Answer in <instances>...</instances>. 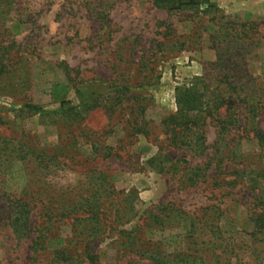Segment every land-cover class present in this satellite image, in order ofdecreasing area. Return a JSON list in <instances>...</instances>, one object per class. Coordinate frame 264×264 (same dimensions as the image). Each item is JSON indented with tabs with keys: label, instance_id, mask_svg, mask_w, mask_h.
<instances>
[{
	"label": "rangeland",
	"instance_id": "374dc122",
	"mask_svg": "<svg viewBox=\"0 0 264 264\" xmlns=\"http://www.w3.org/2000/svg\"><path fill=\"white\" fill-rule=\"evenodd\" d=\"M198 1L199 9L209 12L171 14L154 8L152 0H0V136L20 139L61 163L40 177L31 164L5 162L0 166L1 200L7 195L21 197L30 188L31 222L38 223L43 216L42 194L78 187L89 171L103 172L116 198L132 209V219L107 221L109 232L95 241L97 264H154L116 241L121 231L137 226L142 228L143 243L161 242L162 256L171 262L184 248V224L169 220L163 229L156 228L148 213L167 204L197 216L206 207L216 208L217 237L227 250V264H264V231L252 237L250 221L263 209L255 197L264 193V147L259 151L256 143L240 140L238 148L255 157L249 156L241 166L224 164L221 180L226 183L246 168L233 187L213 189L212 183L179 187L184 169L205 157L197 159L172 148L160 125L175 114L177 93L195 79H201L199 89L206 85L209 94L222 80L220 66L228 70L236 66L231 83L249 91L264 88V0ZM94 10L108 15L100 21ZM248 24L258 28L247 40H214L219 27L242 30ZM213 41L223 55H218ZM115 86H132L116 106ZM209 99L213 100L210 95ZM92 101L96 109L77 119L60 118L62 103L76 107ZM25 104L48 114L30 113ZM257 119L264 130V110ZM139 127L148 133H137ZM204 129L210 147L216 129L212 124ZM99 145L111 149L113 156L105 159ZM211 176L210 171L207 182ZM1 200L0 207L5 205ZM73 229L56 224L53 231L70 239ZM79 254L71 264H89ZM0 264L52 263L48 252L34 255L29 241L16 240L1 221Z\"/></svg>",
	"mask_w": 264,
	"mask_h": 264
},
{
	"label": "trees",
	"instance_id": "16d2710c",
	"mask_svg": "<svg viewBox=\"0 0 264 264\" xmlns=\"http://www.w3.org/2000/svg\"><path fill=\"white\" fill-rule=\"evenodd\" d=\"M152 6L171 14L182 11H194L196 14L209 12L208 9L204 11L199 9L198 0H152ZM93 13L100 21L108 15L106 11L94 10ZM254 28L256 30L258 26L248 24L244 25L242 30L231 27L230 31L225 27H219V35L214 37V40L230 37L234 40H247ZM219 45L213 41L218 55H223L219 53ZM220 68L222 80L214 85L209 94L206 85H203V89H199V84H203L201 79H195L190 87L177 93L175 114L165 117L160 122L166 143L172 148L188 152L197 159L205 157L204 161L184 169L186 173L182 172L178 177L179 187L193 188L204 183H212L213 189L223 186L233 187L237 183V178H242L241 174L246 172V168L240 169L236 173L238 177L226 183L221 180L224 164L232 162L236 166H241L246 164L250 159L249 156L255 157L254 152L245 153L238 148L240 140L256 143L259 151L264 147V130L257 119L264 110V88L249 91L245 85L231 83L233 79L230 75L236 73V66L233 70L221 66ZM65 72L66 78H69L67 70ZM131 87L115 86L116 95L113 98L115 106L125 100ZM209 95L213 98L212 101ZM95 104V101H92V103L84 102L76 107H68L67 104L62 103L58 113L63 120L77 119L82 112L96 109ZM23 107L33 114L41 116L48 114L35 105L25 104ZM239 107L241 112L237 113ZM210 124L216 129V139L209 147L205 144L204 128ZM137 133L146 135L148 131L139 127ZM99 148L101 151L104 150L102 156L105 159L113 156L111 149L103 145H99ZM208 150L211 151L210 154H207ZM15 161L23 166L33 165L40 177L51 173L55 169V163L61 165L56 161L55 156H49L43 150L28 146L20 139L0 136V166L5 162ZM210 171L212 176L207 182V173ZM31 194L29 188L21 197L2 195L5 197L3 198L5 205L0 207V222H5L16 240L29 241L30 250L34 255L38 252H48L52 264H71L75 262L77 252L80 253L78 256L83 257L89 264H97V256L94 253L95 241L109 232L107 221H115L118 217V220L126 223L132 219L130 215L132 209L128 208L124 200L116 198L114 188L106 175L100 171H89L84 183L78 187L71 189L66 187L53 193L50 191L42 194L44 200L40 204L43 207V216L40 222L33 224L31 214L34 206L28 202V199H33L28 197ZM255 199L260 201L263 209L250 219L254 230L252 237L264 231V193H257ZM216 210L212 206L206 207L203 209L204 213L197 216L183 211L178 206L167 204L161 205L160 211L148 212L156 228L163 229L169 220L184 224L185 231L182 238L184 248L172 258L171 262L168 261V264H227V250L223 247L222 240L217 237L220 231L215 225ZM121 214L122 217L119 219ZM143 221L145 222L146 219ZM56 224H65L74 228L70 239L57 237L53 231ZM140 227L137 226L130 232L121 231L122 235L120 234L116 241L128 252L146 257L154 264H167L166 258L162 256L161 242L144 244L139 234L142 229ZM254 242H257V239ZM214 251L219 253L215 255ZM208 254L212 256L207 258Z\"/></svg>",
	"mask_w": 264,
	"mask_h": 264
}]
</instances>
